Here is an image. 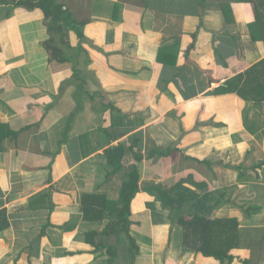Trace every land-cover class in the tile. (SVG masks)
I'll return each mask as SVG.
<instances>
[{
  "label": "crops",
  "instance_id": "obj_1",
  "mask_svg": "<svg viewBox=\"0 0 264 264\" xmlns=\"http://www.w3.org/2000/svg\"><path fill=\"white\" fill-rule=\"evenodd\" d=\"M223 1L61 0L84 6L73 13L86 22L80 60H90L71 119V67L42 45L59 44L57 34L40 11L0 0V211L10 222L0 264H108L85 241L108 220L84 221L81 199L119 200L125 172L105 158L119 144L141 178L129 233L112 242L115 264H264V97L238 94L253 68L264 84V44L249 27L251 4L229 0L226 20ZM151 185L170 190L181 211L165 210ZM180 214L238 219L235 259L185 245Z\"/></svg>",
  "mask_w": 264,
  "mask_h": 264
},
{
  "label": "trees",
  "instance_id": "obj_2",
  "mask_svg": "<svg viewBox=\"0 0 264 264\" xmlns=\"http://www.w3.org/2000/svg\"><path fill=\"white\" fill-rule=\"evenodd\" d=\"M189 2L191 0H188ZM203 2L204 0H195ZM240 2H249L254 11L255 20L249 24L254 39L263 41L264 44V0H240ZM9 5L12 8L24 7L27 10L40 11L50 32L56 33L59 44L54 39H48L42 43L43 47L49 53V61H56L62 65H69L72 70L71 85L75 87L73 99L75 107L70 118H75L76 114L82 110L84 101V91L86 87V78L83 77L81 64L88 66L90 60L81 62V56L86 52L83 49L85 21H79L71 9L61 0H12ZM226 20L231 14V3L229 0L223 1L220 5ZM11 11V9H10ZM76 36L78 40H76ZM264 64V61L261 63ZM254 71H250L249 83L240 86L239 96L245 100L248 98L258 103L264 97V84L256 83ZM244 76L236 78L235 84L243 82ZM251 80V81H250ZM233 82H229L232 86ZM252 83L253 85L249 86ZM64 85V84H63ZM221 88V87H220ZM64 87L61 86L58 94H61ZM225 90V88H221ZM3 127L0 125V130ZM136 147V145H135ZM138 147V146H137ZM134 148H131V151ZM160 150H153L149 157L156 156ZM127 151L124 144L116 147H110L105 151V158L108 165L113 166L114 172L124 171V181L120 192L119 200L112 203L109 198L103 194H85L81 199V211L83 219L91 224H101L108 220V224L101 231H91L86 234L85 241L94 249L93 253L100 252L105 254L108 264H115L118 259V248L112 243L121 233H129L132 225L131 213L132 202L140 192V171L137 166H132L130 171L122 164ZM137 160L142 161V156L136 155ZM151 194L161 203L165 210L181 211L183 202L175 199L170 190L162 186L151 185ZM116 206V207H115ZM252 209H248L250 212ZM178 225L184 232V244L197 253L206 257L224 263L225 260L230 262L235 259V251L239 248V228L238 219H215L211 220L206 217L194 215L186 217L178 216ZM10 222L6 210L0 211V233L9 228Z\"/></svg>",
  "mask_w": 264,
  "mask_h": 264
},
{
  "label": "rangeland",
  "instance_id": "obj_3",
  "mask_svg": "<svg viewBox=\"0 0 264 264\" xmlns=\"http://www.w3.org/2000/svg\"><path fill=\"white\" fill-rule=\"evenodd\" d=\"M83 7H84V6H79V5H78V6L69 5V8H70L71 11L74 12V13H75L76 11H77V12H81V8H83ZM73 10H74V11H73ZM64 79H66V78H64ZM70 79L72 80V78L70 77V78L68 79L69 82H70ZM52 102H53V103H57V105H59L60 100H59V101L52 100ZM55 107H56V106H54L53 109H54Z\"/></svg>",
  "mask_w": 264,
  "mask_h": 264
}]
</instances>
